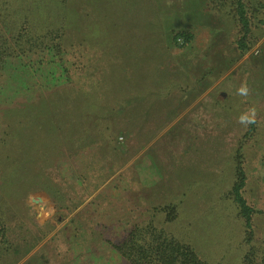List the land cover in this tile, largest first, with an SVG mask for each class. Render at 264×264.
<instances>
[{
  "label": "rangeland",
  "instance_id": "1",
  "mask_svg": "<svg viewBox=\"0 0 264 264\" xmlns=\"http://www.w3.org/2000/svg\"><path fill=\"white\" fill-rule=\"evenodd\" d=\"M240 1L0 0L1 37L65 29L0 40V264H130L112 243L154 215L212 264L264 250V0Z\"/></svg>",
  "mask_w": 264,
  "mask_h": 264
},
{
  "label": "trees",
  "instance_id": "2",
  "mask_svg": "<svg viewBox=\"0 0 264 264\" xmlns=\"http://www.w3.org/2000/svg\"><path fill=\"white\" fill-rule=\"evenodd\" d=\"M22 1V0H20ZM28 0H23L22 6L27 8ZM241 17H244L243 6L240 0H237ZM33 23H29L27 27L21 28L19 31L9 32L8 35L0 36V40L5 39L9 45L3 47L2 58L15 57L26 52L23 42L27 39L36 40L32 50L38 47H50L52 37L61 38L65 29L63 26H57L52 23H41L39 20L31 19ZM41 31L43 34H36ZM34 38V39H32ZM189 36L185 41H188ZM58 40V39H57ZM3 44H4V40ZM6 42V41H5ZM58 55L61 56L62 47L57 42ZM252 126V125H251ZM235 166V182L228 191V195L236 203L238 207V215L243 218L246 228V241L251 244L253 241V218L257 213L256 209L251 206L244 196V188L247 184V173L244 168V146L240 144L234 153ZM174 207V206H173ZM176 208V207H175ZM172 208L168 215L167 221L175 218ZM152 216L147 222L136 223L133 225L128 236L119 243H112L113 247L120 255L130 264H212L199 257L195 249L188 243L182 242L175 237L167 234L163 228H159L153 222ZM242 264H264V250L250 246L247 253L243 257Z\"/></svg>",
  "mask_w": 264,
  "mask_h": 264
}]
</instances>
